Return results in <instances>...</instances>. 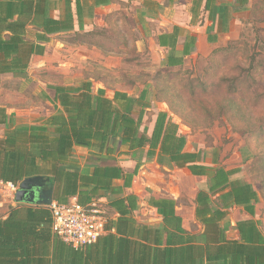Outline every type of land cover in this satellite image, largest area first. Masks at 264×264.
Segmentation results:
<instances>
[{
	"label": "trees",
	"instance_id": "16d2710c",
	"mask_svg": "<svg viewBox=\"0 0 264 264\" xmlns=\"http://www.w3.org/2000/svg\"><path fill=\"white\" fill-rule=\"evenodd\" d=\"M106 1L75 0L82 31L69 40L108 49L96 39L93 30L84 31L83 23L84 18L94 16L96 5ZM236 1L238 6L233 5V10L237 11L246 10L250 3ZM209 2L206 0L205 9L211 14ZM55 10L60 12L58 17L53 15ZM228 10L224 8L221 15L225 16ZM226 21H220L222 31L228 28L229 19ZM74 27L73 0H0V76L12 73L26 77L33 56L45 53L44 43L50 41V35ZM177 32L175 28L159 39L161 45L171 47L169 66L182 65L194 42L186 41L182 56L177 55ZM31 33L33 37L29 36ZM177 71L180 70L169 73ZM247 71L251 74L250 68ZM173 76H167L173 79L168 87L159 89L161 94L172 88L182 91L184 86L193 87V92L195 86L203 92L208 90L207 78L176 81ZM240 80L239 76L233 78L230 92L242 90L237 84ZM51 87L61 109L40 118L37 124L11 125L0 138V180L20 184L32 176H45L53 201L70 203L75 198L88 204L106 198L107 206L118 216L107 222L108 233L95 243L75 248L51 233L48 226H52V213L44 205L27 209L24 221L16 215L20 209L10 206L8 217L0 219V264H264V234L252 219L237 223L238 239L228 238L221 225L227 209L234 205H244L253 214V201L259 199L257 191L251 183L231 178L239 168L210 166L204 163L201 152L185 151L187 139L179 134V125L167 112L158 113L151 135L143 131V118L151 107L148 88L138 97L123 91H115L109 97L103 88L95 91L90 80ZM161 99L179 114L169 97ZM76 145L90 149L86 163L91 167L89 172H83L82 163L73 155ZM122 155L136 161L132 171L119 164ZM145 156L155 157L161 164L168 159L177 168H188L192 174L208 178V188L199 190L195 199L196 217L204 226L202 242L183 227L174 199L149 200L163 215L162 227L141 224L133 217L139 208L138 196L123 193L124 188L132 186ZM115 179L123 180V186H115Z\"/></svg>",
	"mask_w": 264,
	"mask_h": 264
},
{
	"label": "rangeland",
	"instance_id": "374dc122",
	"mask_svg": "<svg viewBox=\"0 0 264 264\" xmlns=\"http://www.w3.org/2000/svg\"><path fill=\"white\" fill-rule=\"evenodd\" d=\"M116 6L118 9L111 13L112 16L105 17V12H102L95 20L97 24L92 19L93 26L89 27L110 54L93 55L95 61L86 63L88 68L59 69L62 73L56 69L53 76L62 74L67 77L65 83L76 85L90 80L95 91L105 87L106 92L112 93L116 89L130 88L132 92L139 93L148 88L151 91L150 100L153 97H169L175 110L187 123L186 138L188 136L193 149L202 153L204 163L228 169L239 168L232 178L249 181L257 191L260 199L256 205V220L264 233V0H250L246 10L232 9V12L239 13L240 23L230 34L221 36L216 52L203 57L193 56L183 69L172 73L176 81L180 78L184 81L207 78L209 87L206 92L198 86H195L194 92L193 87L184 86L182 91L172 88L162 94L159 89L169 86L168 82L173 78L167 76L172 75L170 71L176 70L158 65L143 27L133 18V6L128 3ZM29 36L33 37L34 34ZM247 68H250L251 74H248ZM238 76L241 80L237 84L242 90L230 92L233 78ZM0 82L16 83L11 79H0ZM161 106L155 103L151 106L148 111L150 119ZM147 129L145 122L144 130ZM119 160L124 166L130 160L132 162L127 156ZM157 171L154 172L157 175L153 182L145 179L136 181L134 178L131 191L136 192L140 200L136 211L139 221L155 225L159 223L158 213L143 203L153 195L166 193L176 198L179 213L193 224L192 201L199 189V179H194L188 171L183 170L177 175L162 168ZM5 190L0 186V216L14 203ZM96 203L107 218L113 216L105 199H99ZM239 213L238 208L231 211L232 216L227 222L230 235L233 233V222L240 217Z\"/></svg>",
	"mask_w": 264,
	"mask_h": 264
},
{
	"label": "crops",
	"instance_id": "0c3cea01",
	"mask_svg": "<svg viewBox=\"0 0 264 264\" xmlns=\"http://www.w3.org/2000/svg\"><path fill=\"white\" fill-rule=\"evenodd\" d=\"M120 3H128L133 6V18L143 27V31L145 37L148 41L151 50L153 51V57L157 60L159 66H162L164 69L169 70H180L182 67L186 66L189 59L193 56H208L214 48L218 46V43L221 41V36L223 34H230L240 23L239 21V13L232 12L234 8L233 5H237L236 0H210L209 5L210 8L213 9L212 13L206 7V0H107L105 3L96 5L94 9V16L91 18H84V31H91L89 27L93 26L92 19L94 23L98 18V15L102 12H105V17L112 16L111 13H114L117 8L116 4ZM238 6V5H237ZM227 8L229 9L225 16L221 15V11ZM73 10L75 11V27L73 30L69 31H61L55 34L50 35V41L44 43L46 49L43 55H35L33 56L31 63L27 69L26 77H15L12 73H6L0 76V79H11L15 80L13 83H1L0 82V108L3 111H0V120H3V123H0V138L4 137L6 130L11 126H17L22 124H37V121L42 117H49L55 113H57L61 106L54 100L55 90L51 86L55 85H72L73 83H65L66 76H62V74H56L53 76V71H61L66 68H88L86 63L92 64L93 55L101 53L110 54V51L98 47L96 45H92L86 42L81 41H72L69 40L70 37H73L77 31H82L79 26V20L76 15L75 10V0H73ZM60 14L59 10H55L53 15L58 17ZM229 19L228 28L226 31H222L220 27V21L226 24V18ZM202 18V19H200ZM226 19V20H225ZM175 28H178V41L176 44V50L174 51L177 55L182 56V51L185 46V42H194L190 45L189 54L183 57L182 65H167L168 55L171 53L170 45H161L159 43L160 36L162 34H171L175 31ZM170 41V40H167ZM173 52V51H172ZM177 58V57H175ZM95 61V60H93ZM55 69V70H53ZM61 69V70H59ZM63 71L59 72L62 73ZM58 82H57V81ZM87 80V79H86ZM105 89V87H102ZM99 89V88H98ZM145 89V88H144ZM106 90V89H105ZM143 90V89H142ZM141 90V91H142ZM115 91H123L127 92L131 96L138 97L141 94L134 93L130 90V88L126 89H116L112 93L106 92L107 96L113 97ZM132 92V93H131ZM163 105L159 108V110L152 115L150 119L148 116V111L151 109L147 108V112L143 118V124L141 129L144 131L145 122L148 125L147 133L149 135L152 134L158 113L161 111L167 112L169 117L179 125V134L186 137L188 132H186L185 127H187V123L185 122L182 115L173 112L168 105V103L161 98H152L151 106L153 104ZM1 110V109H0ZM139 112V108L134 111V116L137 117ZM184 126V127H183ZM190 137V136H189ZM187 141L184 147L185 151L190 152H198L193 149L190 144V140L187 136ZM190 144V145H189ZM90 149L82 146L76 145L74 149V157L78 159L82 163L83 172H89L91 167H87V158L89 156ZM126 155H122L119 157H125ZM130 157V156H127ZM131 158V157H130ZM118 159V160H119ZM132 159V158H131ZM120 161V160H119ZM133 163V164H131ZM119 164L127 171H132L136 165V161L132 159L130 160L127 166ZM132 165V166H131ZM209 165V164H207ZM162 168L164 171L177 175L181 170L188 171L190 175L199 179V189H207L208 188V178L205 176L194 175L188 168H177L172 163L169 162L168 159L164 160V163L161 164L157 161L155 157H147L143 158V163L139 169L138 174L134 177L137 179H145L147 181H152L156 177L155 170ZM228 169V168H227ZM158 172V171H157ZM164 174V172H163ZM232 178V177H231ZM232 179H241V178H232ZM134 182V180H133ZM153 182V181H152ZM249 182V181H247ZM115 186H123L124 182L121 179H115L113 181ZM250 183V182H249ZM133 185V183H132ZM131 187L124 188V195H127L132 192ZM196 192L194 199L192 201L193 204V212L191 214V219L193 224L190 222V219L186 220L182 214L179 213L177 207L176 198L170 194L163 193L159 196H151L155 198H170L176 201V213L182 217V225L183 227L191 234L197 236V240L202 242L204 240V226L197 219L195 208H196ZM138 196V194H135ZM149 198V200H150ZM258 198L260 199L259 195ZM105 199L106 198H101ZM139 199V197H138ZM253 201L255 211L254 213H250L244 205H234L227 209V215L221 221L222 227L226 229V234L228 238L238 239L239 231L237 229V223L242 220L252 219L259 230L260 229L258 221L256 220V205L259 202ZM99 200V199H98ZM149 200H145L143 204L152 207L154 211L158 213L159 223L149 224L139 221L136 216L135 210L132 215L133 217L141 224H145L151 227H162L164 224L163 215L158 211L157 208L151 206L149 204ZM12 207L19 208L16 215H21L20 218L22 221L25 220V212L29 208H37L38 205L42 204H31V203H19L15 199L13 200ZM97 201V200H93ZM9 206V207H10ZM43 206V205H42ZM48 208V204L44 205ZM140 206V200H139ZM235 208L239 209V216L232 225V235L229 233V227L227 226V222L231 215V211ZM49 209V208H48ZM113 213V216L108 218V222L111 219H115L118 214L110 209ZM9 208L3 216H0V219L4 220L9 215ZM23 216V218H22ZM227 220V221H226ZM39 228L43 226L39 223ZM108 224V223H107ZM194 227H198L194 229ZM50 227L51 233L54 235V231L52 226ZM113 232L115 229L112 230ZM108 233V230H107ZM106 233V234H107ZM264 234V233H263ZM105 235V234H104Z\"/></svg>",
	"mask_w": 264,
	"mask_h": 264
},
{
	"label": "built area",
	"instance_id": "2783aa9c",
	"mask_svg": "<svg viewBox=\"0 0 264 264\" xmlns=\"http://www.w3.org/2000/svg\"><path fill=\"white\" fill-rule=\"evenodd\" d=\"M0 186L15 199L19 184L0 180ZM48 208L52 213L54 233L75 248L95 243L107 233L108 218L96 201L88 204H81L75 198L70 203L52 201Z\"/></svg>",
	"mask_w": 264,
	"mask_h": 264
},
{
	"label": "water",
	"instance_id": "95a60500",
	"mask_svg": "<svg viewBox=\"0 0 264 264\" xmlns=\"http://www.w3.org/2000/svg\"><path fill=\"white\" fill-rule=\"evenodd\" d=\"M48 178L45 176H32L24 179L15 194L19 203L47 205L53 201L50 189L47 186Z\"/></svg>",
	"mask_w": 264,
	"mask_h": 264
}]
</instances>
